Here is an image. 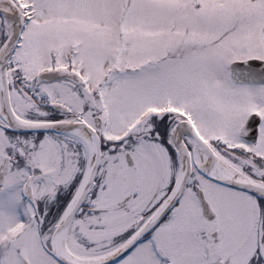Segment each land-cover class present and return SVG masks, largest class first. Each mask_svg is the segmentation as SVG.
<instances>
[{"label":"snow or ice","instance_id":"obj_1","mask_svg":"<svg viewBox=\"0 0 264 264\" xmlns=\"http://www.w3.org/2000/svg\"><path fill=\"white\" fill-rule=\"evenodd\" d=\"M0 264H264V0H0Z\"/></svg>","mask_w":264,"mask_h":264}]
</instances>
